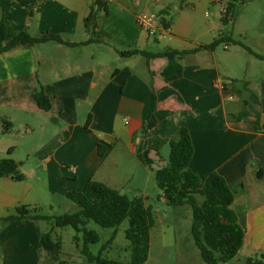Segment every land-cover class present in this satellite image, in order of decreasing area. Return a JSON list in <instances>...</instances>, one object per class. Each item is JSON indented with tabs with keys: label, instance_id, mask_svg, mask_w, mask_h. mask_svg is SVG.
Segmentation results:
<instances>
[{
	"label": "crops",
	"instance_id": "crops-1",
	"mask_svg": "<svg viewBox=\"0 0 264 264\" xmlns=\"http://www.w3.org/2000/svg\"><path fill=\"white\" fill-rule=\"evenodd\" d=\"M96 1L37 0L5 14L10 36L25 28L33 36L60 34L73 45L21 44L0 55V119L13 124L7 134L0 128V160L13 159L24 175L22 181L0 178V216L21 205L40 211L51 197L66 203L69 191L83 190L90 180L111 185L121 156L152 175L150 164L165 165L163 151L186 128L194 146L191 170L200 176L217 172L231 185L246 244L247 230H264V60L240 45L236 51H229L230 43L205 46L225 35L264 57V0H100L103 6L87 24ZM229 5L234 19L224 26ZM139 13L158 17L161 37L170 33L168 48L149 51L150 39L160 36L140 29ZM162 13L172 21L167 29ZM184 37L191 38L189 45ZM130 49L186 54L120 56ZM223 79L233 84L222 89ZM40 87L50 99L48 111L33 97ZM101 144L107 145L104 156ZM184 207L191 231V207L175 208L182 213ZM45 222L5 226L1 264H56L42 246Z\"/></svg>",
	"mask_w": 264,
	"mask_h": 264
},
{
	"label": "trees",
	"instance_id": "trees-1",
	"mask_svg": "<svg viewBox=\"0 0 264 264\" xmlns=\"http://www.w3.org/2000/svg\"><path fill=\"white\" fill-rule=\"evenodd\" d=\"M37 0H0V10L6 14L7 10L15 5L35 6ZM98 9H93L86 20L89 24L102 7L100 0L96 1ZM234 19L233 7L229 5L221 18L224 26L230 25ZM160 24L167 29L172 23L168 13H162ZM48 41L73 45L66 42L60 34L31 35L27 29H22L17 34L10 36L7 31L5 17L0 18V55L11 51L16 46L36 45ZM224 43L240 45L251 54L264 60L241 41L225 35L219 37L208 49H215ZM122 58H129L138 54L149 57H170L184 55L186 52L165 51L158 54H150L137 49L119 51ZM38 106L43 110H50L51 102L43 88L33 95ZM154 121L150 123L152 127ZM1 134L10 133L13 124L7 119H0ZM169 159L165 165L154 169L150 164L158 188L163 192V198L167 205L172 207L188 205L192 209L191 233L205 264H226L235 259L245 244V230L239 223L238 214L232 208L235 200L234 192L230 184L217 172L206 176H200L193 172L190 164L194 155V146L189 130L180 129L176 136L169 142ZM107 145L101 144L99 152L104 156ZM11 176L16 181L24 180V175L19 172V165L11 158L0 160V178ZM66 197L73 202L78 211L72 214H63L57 217L42 215L38 208L26 205L18 206L13 214L0 218V228L3 225L20 226L28 220H44L52 224V230L41 236L42 246L46 254L56 264H66L61 259L62 242L53 232L57 228L72 227L77 233H82L84 245L81 251L85 258L83 264H145L149 257L151 246V232L155 221L150 208L146 207L142 198L130 199L121 191L111 188L102 182L90 180L81 191H69ZM129 221L126 237L130 241L131 260L129 263L112 261L103 256V252L113 243L119 226ZM90 222L96 223L104 229H113V236L102 247L98 255L90 250V245L101 241L100 235L88 229ZM80 241L79 237L75 238ZM245 264H264V253L261 258L250 257Z\"/></svg>",
	"mask_w": 264,
	"mask_h": 264
},
{
	"label": "rangeland",
	"instance_id": "rangeland-1",
	"mask_svg": "<svg viewBox=\"0 0 264 264\" xmlns=\"http://www.w3.org/2000/svg\"><path fill=\"white\" fill-rule=\"evenodd\" d=\"M2 17H5V15L0 10V18ZM169 35L170 33L164 37L160 36L158 41L154 38L150 39L151 47L149 51L168 48L171 42ZM190 40V37L181 38V41L188 45L191 43ZM236 49L239 48H236L232 44L229 46V51H236ZM21 130V133L17 128L15 131L21 136H25L26 132H30L27 128H21ZM41 136L38 133L35 138L39 141ZM40 142H43L42 139ZM169 155L170 150L167 148L163 151L162 156L168 160ZM118 161L119 163L114 169V180L111 185L107 186L118 188L117 190H121L130 199L142 198L144 204L150 208L154 217L155 224L151 232L150 252L145 264H205L189 229L191 216L188 215L186 207L182 208L183 212L180 213L175 207L167 205L163 198V192L157 188L154 175L147 172L139 163L124 156L118 158ZM64 201L60 197L54 199L51 197L47 201H42L43 205L39 212L49 217H57L63 214H72L79 210L69 199L66 203ZM14 212L15 210L10 211L5 216ZM0 218L3 217L0 216ZM44 225L46 233L52 230L50 222H45ZM5 226L7 225L1 226L0 232ZM128 228L129 221L125 220L119 226L113 243L103 252L105 258L121 263L130 262V241L126 237ZM88 229L96 231L101 237L99 243L90 245L92 253L98 255L102 247L113 236L114 230L104 229L94 222L88 224ZM247 232L246 244L240 250L238 256L226 264H245L246 260L250 257L261 258L262 253H264V230H247ZM53 236L54 238L58 237L62 242V255L83 258L85 260L81 253L84 245L82 233H77L72 227H66L55 229ZM76 237H79L80 241H76ZM2 256V249L0 247V264Z\"/></svg>",
	"mask_w": 264,
	"mask_h": 264
},
{
	"label": "built area",
	"instance_id": "built-area-1",
	"mask_svg": "<svg viewBox=\"0 0 264 264\" xmlns=\"http://www.w3.org/2000/svg\"><path fill=\"white\" fill-rule=\"evenodd\" d=\"M136 22L140 29L150 36H162L164 30L158 24V17L153 14L139 13L136 15ZM232 85L233 82L228 79H223L220 83L222 89H226L227 85ZM228 99L230 101L236 100V95L230 94Z\"/></svg>",
	"mask_w": 264,
	"mask_h": 264
}]
</instances>
